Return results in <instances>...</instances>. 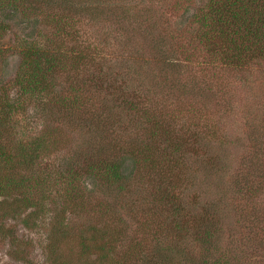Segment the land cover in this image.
<instances>
[{
	"label": "rangeland",
	"instance_id": "1",
	"mask_svg": "<svg viewBox=\"0 0 264 264\" xmlns=\"http://www.w3.org/2000/svg\"><path fill=\"white\" fill-rule=\"evenodd\" d=\"M201 4L0 7V264H264V61L205 55ZM36 45L53 69L19 94Z\"/></svg>",
	"mask_w": 264,
	"mask_h": 264
},
{
	"label": "trees",
	"instance_id": "2",
	"mask_svg": "<svg viewBox=\"0 0 264 264\" xmlns=\"http://www.w3.org/2000/svg\"><path fill=\"white\" fill-rule=\"evenodd\" d=\"M24 3L25 0H0V7H18ZM193 18L204 28L201 40L205 55L217 54L224 64L235 67L264 61V0H203ZM31 48L25 54V67L15 78L19 94H40L46 87L47 73L53 69L52 61L43 52L45 47ZM31 158H35L33 154ZM88 173L116 180L121 172L117 162L97 160L90 164ZM11 182L16 184L15 180H10L3 185L8 187ZM198 232L207 243L214 235L213 230L205 227ZM143 264H154V257H149Z\"/></svg>",
	"mask_w": 264,
	"mask_h": 264
}]
</instances>
